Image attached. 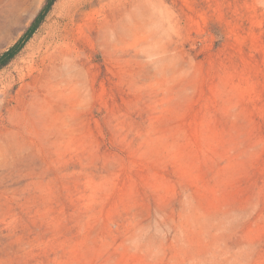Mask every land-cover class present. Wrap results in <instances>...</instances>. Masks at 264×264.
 <instances>
[{"label":"rangeland","instance_id":"374dc122","mask_svg":"<svg viewBox=\"0 0 264 264\" xmlns=\"http://www.w3.org/2000/svg\"><path fill=\"white\" fill-rule=\"evenodd\" d=\"M0 264H264V0H55L0 69Z\"/></svg>","mask_w":264,"mask_h":264},{"label":"trees","instance_id":"16d2710c","mask_svg":"<svg viewBox=\"0 0 264 264\" xmlns=\"http://www.w3.org/2000/svg\"><path fill=\"white\" fill-rule=\"evenodd\" d=\"M54 1L55 0H44L41 9L31 21L29 26L26 28L19 40L7 51L0 55V69L4 67L22 49L26 41L32 36L38 26L42 23L45 15L50 10Z\"/></svg>","mask_w":264,"mask_h":264}]
</instances>
